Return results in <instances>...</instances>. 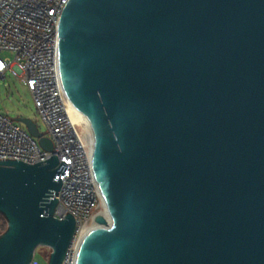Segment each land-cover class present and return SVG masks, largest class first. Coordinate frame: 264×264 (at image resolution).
I'll return each mask as SVG.
<instances>
[{"label": "water", "instance_id": "1", "mask_svg": "<svg viewBox=\"0 0 264 264\" xmlns=\"http://www.w3.org/2000/svg\"><path fill=\"white\" fill-rule=\"evenodd\" d=\"M57 28L112 216L95 215L77 264H264V0H69ZM66 167L0 159V264H30L39 246L62 264Z\"/></svg>", "mask_w": 264, "mask_h": 264}, {"label": "built area", "instance_id": "2", "mask_svg": "<svg viewBox=\"0 0 264 264\" xmlns=\"http://www.w3.org/2000/svg\"><path fill=\"white\" fill-rule=\"evenodd\" d=\"M68 1L0 0V80L5 81L10 74L27 87L45 123L43 136L53 142V150H45L38 138L0 112V159L35 164L57 154L60 162L67 163L64 174L57 176L63 183L54 216H74L76 229L62 264H77L79 248L100 205L101 191L93 167L92 139L71 118V101L57 57V25ZM39 247L40 254L49 260L52 248ZM39 247L30 264H48L37 258Z\"/></svg>", "mask_w": 264, "mask_h": 264}, {"label": "rangeland", "instance_id": "3", "mask_svg": "<svg viewBox=\"0 0 264 264\" xmlns=\"http://www.w3.org/2000/svg\"><path fill=\"white\" fill-rule=\"evenodd\" d=\"M0 112L9 116L22 128H26V126L15 120L19 116L33 120L41 132H44L46 129L45 123L35 108L31 93L23 83L19 82L16 77L10 74L5 81L0 80ZM101 211L102 206L100 201L97 213H100ZM39 249L37 258L43 263H47L48 256H42V254H40L41 249L40 251Z\"/></svg>", "mask_w": 264, "mask_h": 264}, {"label": "bare ground", "instance_id": "4", "mask_svg": "<svg viewBox=\"0 0 264 264\" xmlns=\"http://www.w3.org/2000/svg\"><path fill=\"white\" fill-rule=\"evenodd\" d=\"M69 110H70V115H71L72 120L82 127V129L85 132V134L87 135L88 139L91 140L93 138L92 131L87 126V124L82 119V117L78 116L72 110L71 103H70V109ZM101 206H102V211L101 212H103V215L106 216V218L108 219L109 222H111L112 221V216H111V214L109 212V208H108L106 197L104 196V194L102 192H101ZM94 226H95V222H93V224L90 226V228L88 230L90 231Z\"/></svg>", "mask_w": 264, "mask_h": 264}, {"label": "trees", "instance_id": "5", "mask_svg": "<svg viewBox=\"0 0 264 264\" xmlns=\"http://www.w3.org/2000/svg\"><path fill=\"white\" fill-rule=\"evenodd\" d=\"M7 229V222L6 219L0 215V231L4 232Z\"/></svg>", "mask_w": 264, "mask_h": 264}]
</instances>
